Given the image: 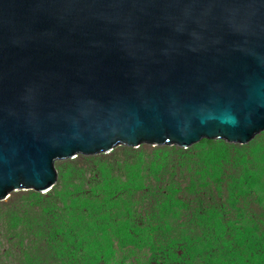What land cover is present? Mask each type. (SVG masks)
Masks as SVG:
<instances>
[{
  "label": "water",
  "instance_id": "1",
  "mask_svg": "<svg viewBox=\"0 0 264 264\" xmlns=\"http://www.w3.org/2000/svg\"><path fill=\"white\" fill-rule=\"evenodd\" d=\"M203 139L264 165V0H0V200Z\"/></svg>",
  "mask_w": 264,
  "mask_h": 264
},
{
  "label": "rangeland",
  "instance_id": "2",
  "mask_svg": "<svg viewBox=\"0 0 264 264\" xmlns=\"http://www.w3.org/2000/svg\"><path fill=\"white\" fill-rule=\"evenodd\" d=\"M182 149L183 155L170 147L116 146L97 157L56 160L57 182L51 191L18 188L0 200V264H151L152 248L170 227L177 230L192 217L193 201L185 200L193 198L192 171L183 161L193 164L195 154L213 150L207 142ZM263 168L248 172L256 185L245 191L253 188L264 199ZM209 176L221 177L214 169ZM256 197L248 202L264 207ZM239 215L224 224L245 226L263 241L259 247V241L244 247V264H264V216L258 222L252 216L242 221Z\"/></svg>",
  "mask_w": 264,
  "mask_h": 264
},
{
  "label": "trees",
  "instance_id": "3",
  "mask_svg": "<svg viewBox=\"0 0 264 264\" xmlns=\"http://www.w3.org/2000/svg\"><path fill=\"white\" fill-rule=\"evenodd\" d=\"M201 142H207L213 150L205 155L195 154L193 164L182 160L187 169L192 171L190 193L193 198L185 197L188 203L193 201L190 223L182 220L176 226L177 230L171 227L168 230L169 227L164 228V223L159 224L168 230L169 235L152 248L151 264H244L245 260L241 256L244 247L255 241H259L257 245L260 246L262 240L254 233L247 232L245 226L224 224L229 220L228 217L235 214H240L239 219L242 221L251 216L256 220L264 216V207L256 209L248 202L249 198L257 196L256 201L261 203L263 197L253 188L248 194L245 191L256 182L248 172L258 168L257 163L249 157L257 148L247 155H235L232 150L237 151V144L209 139ZM170 148L177 149L178 154L184 153L182 148ZM227 166H231L228 170L230 175L224 178L222 173ZM237 168H242L246 173L236 174L231 170ZM212 169L221 177L212 180L209 176ZM202 178H206L204 183L200 181ZM239 204L246 205L243 206L245 209ZM262 235L264 237V232Z\"/></svg>",
  "mask_w": 264,
  "mask_h": 264
},
{
  "label": "clouds",
  "instance_id": "4",
  "mask_svg": "<svg viewBox=\"0 0 264 264\" xmlns=\"http://www.w3.org/2000/svg\"><path fill=\"white\" fill-rule=\"evenodd\" d=\"M53 188H54V187H53ZM53 188H52V189H53ZM50 191H51V190H50Z\"/></svg>",
  "mask_w": 264,
  "mask_h": 264
}]
</instances>
